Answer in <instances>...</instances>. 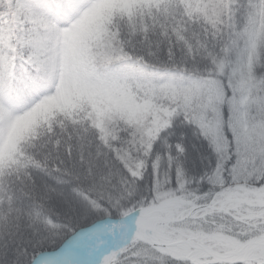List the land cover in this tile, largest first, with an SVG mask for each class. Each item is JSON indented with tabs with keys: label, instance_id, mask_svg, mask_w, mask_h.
Listing matches in <instances>:
<instances>
[{
	"label": "trees",
	"instance_id": "trees-1",
	"mask_svg": "<svg viewBox=\"0 0 264 264\" xmlns=\"http://www.w3.org/2000/svg\"><path fill=\"white\" fill-rule=\"evenodd\" d=\"M242 74L264 96V0H0V264L140 216L157 193L209 201L224 163L202 128L212 84ZM113 264L192 263L137 241Z\"/></svg>",
	"mask_w": 264,
	"mask_h": 264
},
{
	"label": "rangeland",
	"instance_id": "rangeland-1",
	"mask_svg": "<svg viewBox=\"0 0 264 264\" xmlns=\"http://www.w3.org/2000/svg\"><path fill=\"white\" fill-rule=\"evenodd\" d=\"M100 4L98 1L89 7L79 19L94 12ZM69 30L63 33V42ZM212 85L220 106L218 119L211 124L204 121L202 128L213 136L224 159L214 176V195L204 201L186 194L157 193V204L140 216L152 221L167 237L198 241L215 251L228 253L249 240L241 238L264 234V182L260 183L264 181V96L258 83L246 80L244 74L221 85ZM64 88L65 83L60 79L46 99L59 101ZM153 88L158 90L162 86ZM227 161L231 162L229 174L224 165ZM137 241L140 239L125 233L109 236L105 232L81 246L66 264H113L121 248ZM205 258L198 262L212 260L209 256ZM251 261L264 263V245L243 263Z\"/></svg>",
	"mask_w": 264,
	"mask_h": 264
},
{
	"label": "bare ground",
	"instance_id": "bare-ground-1",
	"mask_svg": "<svg viewBox=\"0 0 264 264\" xmlns=\"http://www.w3.org/2000/svg\"><path fill=\"white\" fill-rule=\"evenodd\" d=\"M107 232L109 236H116L120 233L127 235L144 237L150 241H157L160 243L159 249L172 256H178L182 258H190L193 261H201L210 256V247L193 240H179L167 237L162 233L153 222L147 219H133L130 223L120 225L119 227H107L105 224H98L87 230L78 233L66 246H64L56 255L51 254L48 251L36 254V257L32 264H66L67 260L83 246L88 243L92 237H98V235ZM253 246H241L239 251L228 256L216 257L214 261H247L254 250ZM204 257V258H203Z\"/></svg>",
	"mask_w": 264,
	"mask_h": 264
},
{
	"label": "water",
	"instance_id": "water-1",
	"mask_svg": "<svg viewBox=\"0 0 264 264\" xmlns=\"http://www.w3.org/2000/svg\"><path fill=\"white\" fill-rule=\"evenodd\" d=\"M132 220H133V218H130L128 220L121 221L119 223L118 222H115V221L108 222V223H105L104 221H99L97 224H94L92 226H88L87 228H82V229L78 230V232L75 235L69 237L66 240V243L63 244L60 248L56 249L55 251H51V254L56 255V253L59 252L64 246H66V244H68L78 233L83 232V231L87 230L88 228H91V227H93L95 225L105 224V225H107V227H119V225L130 223V221H132ZM136 238L137 239L144 240L146 243H148L150 246H152L154 248H159L160 247V243H158L157 241H153V240L150 241V240H148V239H146V238H144L142 236L141 237L137 236ZM244 245H246V246L251 245L254 248H258L260 246H263L264 245V234H261L259 237L250 238L248 241H246V242H244V243L241 244V246H244ZM241 246H239V248ZM239 248H237V249H235L233 251H228V253L218 252V251H215V250H213V249L210 248L211 249L210 256L212 255L211 257L213 258V260H211V261L207 260L206 262H203L201 264L218 263V262H224V263H239V262H243V261H237V262L229 261L228 262V261H225V260L214 261L215 258L213 256H216V257L228 256L229 254H233V253H236L237 251H239ZM168 255L171 256V257H173L174 259L176 258V259L185 260V261L186 260H189L193 264H200L198 261L195 262V261L191 260L190 258H186V257L185 258H182V257H178V256H175L174 257V256H172L170 254H168Z\"/></svg>",
	"mask_w": 264,
	"mask_h": 264
},
{
	"label": "clouds",
	"instance_id": "clouds-1",
	"mask_svg": "<svg viewBox=\"0 0 264 264\" xmlns=\"http://www.w3.org/2000/svg\"><path fill=\"white\" fill-rule=\"evenodd\" d=\"M42 56H45V53L37 50L34 54H33V57H34V62L37 64L38 66V71L43 74L44 70H45V64H44V60L41 59ZM46 58V57H45ZM40 135L43 136L44 133H43V130H41L40 132Z\"/></svg>",
	"mask_w": 264,
	"mask_h": 264
},
{
	"label": "snow or ice",
	"instance_id": "snow-or-ice-1",
	"mask_svg": "<svg viewBox=\"0 0 264 264\" xmlns=\"http://www.w3.org/2000/svg\"><path fill=\"white\" fill-rule=\"evenodd\" d=\"M43 23H44V26H45V27L48 26L47 21H44Z\"/></svg>",
	"mask_w": 264,
	"mask_h": 264
}]
</instances>
